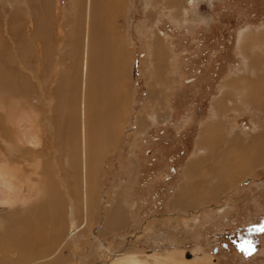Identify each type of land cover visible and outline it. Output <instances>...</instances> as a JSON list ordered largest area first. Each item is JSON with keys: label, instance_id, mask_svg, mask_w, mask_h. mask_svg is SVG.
Listing matches in <instances>:
<instances>
[{"label": "rangeland", "instance_id": "1", "mask_svg": "<svg viewBox=\"0 0 264 264\" xmlns=\"http://www.w3.org/2000/svg\"><path fill=\"white\" fill-rule=\"evenodd\" d=\"M28 1L0 0V43L4 49L18 53L14 59L10 52L7 67L21 73L26 81L23 94L7 89L8 94L0 91L3 107L0 139L6 144L17 143L19 134L15 129L23 126L21 120L24 119L40 124L43 147L36 148L40 153L23 147L21 152L18 150L10 156L0 144V161L7 160L16 177L25 180L22 181L24 186L16 178L18 186L32 189L33 184L38 186L48 181L64 197L71 194L74 172L65 164L70 160L65 158V153L64 160L57 158L59 152L51 137L54 130L46 120L51 114L53 91L61 70L71 71L74 66L69 26L76 14L75 5L72 0H49L50 14H45L44 18L50 23L52 39L45 45L38 42L40 52H36V47L28 43L33 13L30 12L33 5ZM167 1L126 0L125 13L114 22L121 30L119 46L128 54L130 101L119 127L115 128L116 147L99 158L95 172V211L88 215L87 224L81 223L82 231L78 235L72 231L68 236V232L65 233L66 247L60 254L63 261H69L66 264H100L110 250L116 256L145 252L149 256L165 257L174 252L176 259L187 261L210 257L213 264H264V230H261L264 229V160H256L258 165L249 167L244 179L233 181L234 185L225 186V178L217 179L210 170L217 165L224 175L234 169L222 167L220 163L222 156L227 155L232 133L242 138L241 143L238 140L239 148L251 149L252 134L261 127L258 124L264 126L260 119L264 117V84L256 85L262 92L261 96H256L255 105L239 100L246 96L245 89L254 85L255 78L264 77V48L258 45L264 39V0H200L201 3L193 0L191 5L186 0L185 6L190 8L185 11L186 22L182 15L173 19L174 11ZM90 7L89 3L88 14ZM200 16L206 23L197 21ZM242 32H246L243 38L247 35L241 40L244 51L239 47ZM165 37L169 41H165L168 49L162 43ZM21 39H25L23 46H27L21 48ZM156 43H161L164 54L158 77L154 57ZM43 47L49 51L47 55ZM249 61L257 64V71L249 70ZM82 77L83 73H79L80 90ZM226 81L233 84L230 89L228 83L227 87L223 86ZM226 90L229 92L224 96L227 94L229 102L223 103L225 107L223 105L220 115L213 104ZM32 108L42 118L34 114L36 111L32 113ZM138 117L141 122L137 121ZM219 122L224 125L217 136V151L208 157L206 151L196 149L200 129L210 123L221 125ZM138 127L143 129L139 131ZM200 157L203 166L189 173L190 162ZM34 162L40 165L33 166ZM219 185L224 188L217 202H208L193 211L172 204L182 186H188L193 192L205 190L208 193ZM68 198V195L64 197V222ZM14 206L0 207V216L21 208L20 203ZM116 206L127 214L123 216L127 222L122 225L116 222L118 226L107 220ZM76 213L81 221L79 208ZM109 258L110 262L116 259Z\"/></svg>", "mask_w": 264, "mask_h": 264}, {"label": "bare ground", "instance_id": "2", "mask_svg": "<svg viewBox=\"0 0 264 264\" xmlns=\"http://www.w3.org/2000/svg\"><path fill=\"white\" fill-rule=\"evenodd\" d=\"M72 1L75 5L76 14L71 26H69V38L71 40V54H73L74 66L71 71L61 70L58 78L59 81L57 80L53 91V106L50 107L51 109L49 111L51 114H49L50 117L46 120L48 126L54 130L51 137L55 142L56 150L59 152V157L57 158H59V160H64L65 153V158H70L65 164L74 172V176L71 178V194L68 193L64 196H69L66 209L67 220L64 222V197L62 193L58 192L48 181L47 183L40 182L38 186H34V184H30L29 186V183H31L30 181L28 187L32 185V189H28L27 186L25 188L21 187L23 185L25 186V184L22 183V181L25 180L21 181L19 179L21 176L19 178L16 177L14 174L15 171L10 167L11 165L7 160L6 162L1 160L0 207H15L14 205L16 203H20L21 208L17 211L11 210L10 213L0 216V264H66V262H69L63 261L62 259L64 258L61 257L63 254H60L63 248L66 247L65 240L67 238L65 237V233L68 232L67 236L69 233L72 234V232L78 235L82 231L80 227L81 223L85 222L87 224L88 215L95 211L96 207L94 201L97 200L95 172H97L96 168H98L99 158L103 153H106L107 150L111 151L114 149V146L116 147L117 130L115 128L116 126L119 127V121L130 101V92H128V81L130 80L127 60L128 54L125 48L121 49L119 46L120 43L118 41L121 36V30L114 24L116 18L121 17L125 13L126 0ZM195 1L198 3L200 2V0ZM28 2L33 5V11H30L33 13L30 19V24L32 26L31 37L27 40L30 45L36 47H34L36 52H40L38 42H43L45 45V42L51 43L52 39L50 23L44 18L45 14H50L49 0H29ZM89 3L91 4L90 8L92 10L88 14L86 9L89 7ZM167 3H169V8H173L174 12L171 13L173 19L182 15L183 21L186 22L185 11L186 9H190L185 6L186 0H168ZM195 4L197 5V3ZM37 9L40 10V14ZM202 19L204 18L201 17L197 21L206 23V19ZM244 33L246 32L240 33L239 37L240 51L246 50L244 48L245 46L242 47L241 44V40L247 37L246 35L243 38ZM159 35L161 36V34ZM262 38H264V32H262ZM257 40L260 41L259 38H257ZM24 41L25 39L22 40L21 48L27 46V44L23 46ZM163 41L164 42H161L165 46V41L166 43L168 41L167 37L163 38ZM259 43V48H264V39ZM166 48L168 49V44L165 46V49ZM10 52L13 55L11 56L12 58L15 59L16 56H18V53L15 51L4 49L2 43H0V91L3 90L2 92H5L3 94H8L6 91L10 90L13 91L12 93L20 95L23 94V89L25 90L26 88V86H24L26 82L24 79L25 76L7 67V61L10 62L8 58L10 57ZM47 53H49L48 50L46 55ZM162 55L164 54L163 49H161V43H156L154 57L157 77L159 71H162L160 70V66L162 65L160 63L163 59ZM246 59L247 58H245V60ZM259 59L261 60V58ZM248 63L249 65L247 66H250V71H257V64L253 63V61H249ZM252 64H254L255 67H253ZM262 66H264V64ZM79 73H83L81 90L78 84ZM87 73L89 75L88 80ZM253 82L254 85L245 89L246 96L240 98V102L254 104L257 102L256 96H261L259 93L262 91H258L256 85L258 86L260 83L264 84V77H257ZM226 83H228V87ZM230 84L232 83L226 81L223 86L226 85L225 87L230 89ZM225 87L224 89H227ZM232 88H234V86ZM5 89L7 90L5 91ZM223 92V95L217 98L218 100L216 99L217 101L213 104V108L216 112L220 113V115L221 112H223L222 109L225 107L223 103L226 101L229 102L227 94L224 96L229 90ZM43 97L45 98V95H42V98ZM232 99L233 98H231L230 101H232ZM1 109L3 110V107L0 106V110ZM2 110L1 112H3ZM35 111L29 112L34 113ZM34 114L42 118V115H39L37 111ZM34 114L31 115L33 116ZM33 118H35V116H33ZM260 119L264 121V117L261 116ZM137 121L141 122V118L138 117ZM21 122L23 126L15 129L19 136L17 137V134H14L17 143L14 142L15 144L12 145L6 144L5 141L0 139V144L5 146L3 148H5L7 153L9 152V155L10 153H17L18 150L20 151L23 147H27L29 151L40 153L36 150L37 147H43L42 138L44 135L41 133L42 128L40 124L30 121L33 123L31 124L24 119L21 120ZM219 123H221V125L218 124L219 126L216 123L206 124L203 125V127L201 126L200 129L197 142L199 147L197 148L196 146V149L199 151H206V153L209 154L208 157H210L214 151H217V149H215L219 144V138L217 136L218 133L220 134L219 131H222V125H224L223 122ZM258 125L261 127L258 126L259 128H257L251 136V141L249 143L250 146H252H249L251 149L247 147L245 149L244 147L242 149L239 148L241 137L235 134V131V133L231 132V145L228 147V152H226L227 155L222 156V162L220 163L222 167L228 166L234 167V169L231 168L227 173L225 171L226 174L224 175L221 174L222 169L216 168L217 165L210 169L216 175L215 177H217V179L221 180L225 178V186H228L235 180L238 182L242 181L246 171L250 169L249 167L257 164L256 160H259V162L264 160V126ZM17 126H20V124L16 125V127ZM137 126H139V124ZM16 127H13V129ZM13 129L12 131L14 133ZM142 129L143 127H138L137 130L140 131ZM237 147L239 149L236 151ZM248 149L250 151H248ZM100 150L104 151L101 153ZM234 156L237 157L238 160H235ZM228 161L230 163H228ZM203 162V158H196L188 165V172L194 173L203 166ZM225 162L227 163L225 164ZM35 163L36 162H34L33 166L38 164ZM39 165L40 163L38 166ZM235 166L239 167L238 170H235ZM217 173L221 176L219 177ZM16 178L18 183L20 181L23 185L18 186ZM26 180L28 182L29 179ZM222 188H224V186L219 185L211 189L208 193L205 192V190L197 193L190 190L191 188L188 186H182L175 193L172 204L193 211L200 205H205L208 202H217V199L222 196H220ZM227 189L229 188L227 187ZM78 208L82 213L81 221L77 218L76 211ZM18 211L19 213H17ZM125 215L127 216L126 213ZM125 215L122 208L116 206L109 215L110 219L107 220L112 224L115 222V225L117 224L116 222L120 221L122 225L127 222L123 217ZM118 225L119 224H117V226ZM61 231L64 232V235ZM62 235L63 237H61ZM54 246L56 247L55 250H53ZM103 248H105L104 245ZM12 250H14L16 254H14ZM114 255L115 252L111 250L108 251L107 257L104 256L101 263H99L213 264L210 257H195L192 261L176 259L174 252L167 254L165 257L149 256L145 252L122 253L119 254V256ZM109 257H116V259L110 262Z\"/></svg>", "mask_w": 264, "mask_h": 264}, {"label": "clouds", "instance_id": "3", "mask_svg": "<svg viewBox=\"0 0 264 264\" xmlns=\"http://www.w3.org/2000/svg\"><path fill=\"white\" fill-rule=\"evenodd\" d=\"M189 4L191 5L193 3V0H188Z\"/></svg>", "mask_w": 264, "mask_h": 264}, {"label": "snow or ice", "instance_id": "4", "mask_svg": "<svg viewBox=\"0 0 264 264\" xmlns=\"http://www.w3.org/2000/svg\"><path fill=\"white\" fill-rule=\"evenodd\" d=\"M261 230H264V229H261Z\"/></svg>", "mask_w": 264, "mask_h": 264}]
</instances>
